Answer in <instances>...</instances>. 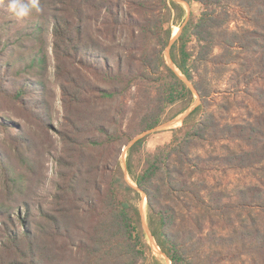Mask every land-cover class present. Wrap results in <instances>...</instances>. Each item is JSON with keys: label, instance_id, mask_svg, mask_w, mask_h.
<instances>
[{"label": "trees", "instance_id": "16d2710c", "mask_svg": "<svg viewBox=\"0 0 264 264\" xmlns=\"http://www.w3.org/2000/svg\"><path fill=\"white\" fill-rule=\"evenodd\" d=\"M181 1L198 2L200 12L186 17L180 0H60L65 15L55 16L51 34L56 68L64 70L70 58L83 69L79 76L67 71L60 84L61 101L70 115L60 133L62 153L68 156L59 157L61 181L54 206H39L34 226L26 201L0 204V215L6 212L0 264H147L141 192L151 234L171 264H196L200 256L208 264H264V0ZM229 5L242 8L247 27H230ZM173 25L180 30L170 44V60L192 83L201 103L169 142L144 152V138L129 145L134 136L159 124L168 106L183 102V111L193 99L192 88L163 54ZM209 63L218 75L235 63L229 68L236 76L234 86L242 89V83L245 91L253 86L258 111H248L249 118L234 123L207 112L211 92L201 85L200 66ZM24 91L25 86L18 88L17 100ZM136 97L140 101L132 108L128 101ZM224 140L236 147L193 152L204 143ZM126 146L124 170L120 156ZM245 168L252 169L255 181L233 194L195 180V174L215 169ZM175 195L191 199L207 221L216 215L236 227L228 236H212L205 250L197 213L188 207L190 223H182L186 219L179 220L168 200ZM12 214L24 230L11 229ZM196 249L203 253L195 254Z\"/></svg>", "mask_w": 264, "mask_h": 264}, {"label": "rangeland", "instance_id": "374dc122", "mask_svg": "<svg viewBox=\"0 0 264 264\" xmlns=\"http://www.w3.org/2000/svg\"><path fill=\"white\" fill-rule=\"evenodd\" d=\"M186 17L190 12L197 15L201 10V5L193 1L190 5L181 1ZM41 11L23 19L13 16L8 9V0H0V204H14L15 202H27L29 204V220L34 226V222L39 220V206L52 208L54 205L53 196L57 192V183L61 181L59 172L61 166L59 157L62 159L68 156L67 152L62 153L64 145L60 133L65 131L67 124L66 117L70 116L65 111L61 101L60 84L66 79L67 71L70 75L79 76L78 71H83L74 62L66 59L64 70H58L57 57L53 50L54 39L52 37V25L55 16L65 15V5L60 0H39ZM231 28L247 27L248 21L237 6L229 5ZM125 9H128L126 6ZM132 11V10H130ZM180 28L172 26V38L170 43L164 48L163 54L166 62L193 90V99L189 106L185 107L183 102L168 106L165 109L161 122L155 127L134 136L129 145L139 139L144 138L143 151L150 152L156 147L169 142L174 135V130L181 127L183 119L198 104L201 99L189 82L170 60V44L176 38ZM214 53H218L215 48ZM43 58V62L38 64L37 59ZM235 63H230L227 71L218 75L213 71L212 64L200 66L201 85L203 89L211 92L206 99V110L215 111L221 121L230 123L239 122L249 118L247 112L254 114L258 111L256 99L253 95L252 85L250 90L236 89V76L231 73L235 68ZM87 76V74H86ZM68 77V76H67ZM91 79V78H90ZM25 86V93L21 100H17L15 95L20 86ZM138 98L128 101V105L135 108ZM140 101V100H139ZM179 111H182L178 113ZM41 114V116H40ZM34 117H37L35 120ZM200 118V115L196 116ZM195 117V118H196ZM44 119V121H42ZM46 125V126H45ZM48 125V126H47ZM132 128H136L133 127ZM22 139V140H21ZM22 144L17 145L19 143ZM235 148L236 145L230 141H220L214 143H204L202 147L197 146L193 152L204 154L221 152L220 146ZM127 146L123 148L120 156L121 167L125 170ZM127 181L136 187L131 177L126 174ZM195 180L203 181L209 189L223 191L226 194H233L234 190L255 181L253 171L250 168L235 170H211L204 175H196ZM178 197V198H177ZM17 200V201H16ZM169 202L181 217L186 219L182 223H190L191 214L187 210L191 207V213H197L198 219L204 227L203 245L208 249L212 236H228L231 234L233 226L215 215V220L207 221L205 212H198L194 209L192 200L184 195L169 197ZM17 204V203H16ZM19 211L24 214V209L19 203ZM139 211L141 216V228L144 233V240L148 245L145 257L146 263L152 264V259L159 264H171V261L161 252L155 238L152 236L148 224V207L146 196L140 193ZM188 211V212H187ZM13 212V211H11ZM16 213V212H15ZM14 224L11 229L24 230L23 224L15 214ZM6 227V212L0 215V242L3 238L2 229ZM33 228V227H31ZM221 248V247H218ZM203 253V249H196L195 254ZM0 260H2L0 256ZM196 264H208L204 256L195 260ZM219 264H233L230 262H220ZM238 264V263H234Z\"/></svg>", "mask_w": 264, "mask_h": 264}, {"label": "clouds", "instance_id": "9594fccd", "mask_svg": "<svg viewBox=\"0 0 264 264\" xmlns=\"http://www.w3.org/2000/svg\"><path fill=\"white\" fill-rule=\"evenodd\" d=\"M8 9L13 16L19 19L41 11L39 0H8Z\"/></svg>", "mask_w": 264, "mask_h": 264}]
</instances>
